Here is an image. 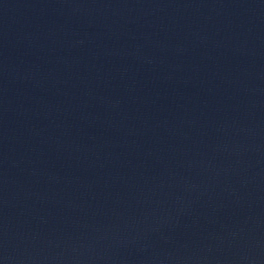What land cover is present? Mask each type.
Listing matches in <instances>:
<instances>
[{"label": "water", "instance_id": "1", "mask_svg": "<svg viewBox=\"0 0 264 264\" xmlns=\"http://www.w3.org/2000/svg\"><path fill=\"white\" fill-rule=\"evenodd\" d=\"M0 264H264V0H0Z\"/></svg>", "mask_w": 264, "mask_h": 264}]
</instances>
